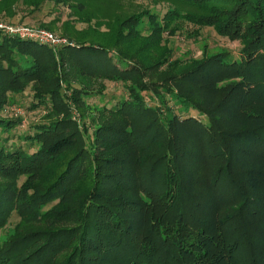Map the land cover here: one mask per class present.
<instances>
[{"label":"trees","instance_id":"obj_1","mask_svg":"<svg viewBox=\"0 0 264 264\" xmlns=\"http://www.w3.org/2000/svg\"><path fill=\"white\" fill-rule=\"evenodd\" d=\"M148 1L23 0L71 11L51 21L71 42L58 55L0 32V129L18 125L2 108L29 87L46 111L25 148L0 135V228L19 218L0 264H237L239 251L264 264V0ZM184 22L239 42L240 60L174 58L163 36ZM101 79L127 95L90 129Z\"/></svg>","mask_w":264,"mask_h":264},{"label":"rangeland","instance_id":"obj_2","mask_svg":"<svg viewBox=\"0 0 264 264\" xmlns=\"http://www.w3.org/2000/svg\"><path fill=\"white\" fill-rule=\"evenodd\" d=\"M136 3L149 4V1L137 0ZM15 8L16 11L14 16L8 17L4 14H1L0 20L7 24H12L13 26L26 25V27L45 29L69 40V38L64 35L62 22L57 23L54 27L51 26V21L55 18L61 17L62 21L67 20L71 11L66 7L56 5L53 2H48L42 7L39 12L34 13L31 11V9L26 8V6L24 7L23 0H18L17 6ZM153 10L154 12L160 14V16H163V14L166 12V6L161 5L153 8ZM143 22L144 23L141 25V28L145 27L146 30H149V22L146 19L143 20ZM177 26L179 27V31L175 35L170 36L168 34H165L163 36V42L166 43V46L174 50V58L180 57L183 60L189 58L201 59L205 55H211L222 50H227L231 53L230 57L232 59L240 60V50L242 46L239 44V42H233L225 37H222L212 27H199L187 22L180 23ZM76 27L78 29H81L85 28L86 25H83L81 23L77 24ZM145 34H148V31H146ZM51 48L53 49L55 54L58 55L60 47L58 46ZM73 87L79 89L82 86H80L78 83H74ZM66 92L69 96H71L70 91L67 90ZM124 94L127 95L124 92V88L121 83H115L102 79L95 81V83L91 85L90 89H88V96H86V101L91 107V109H88V111L86 112L84 118L86 119V125L89 126L90 129L95 128V126L99 125V123H101L103 119L100 122V112L98 110L104 106H106L107 108L112 107ZM10 96H12V94H10ZM14 97L16 99V104L5 105L2 108L3 110L1 112V115L3 118L19 120V123L18 125H15V127H13L12 131H10L9 133H5V130H3L1 127L0 135L3 140L5 137H8L9 140L13 141V143H11L14 144V147L17 146L25 148L26 144L24 143L23 138L26 134H30V132H32V128L35 124L42 121L46 111L43 108L37 110L31 108L33 104V97L30 87L27 88L22 95H14ZM147 97L149 98L150 94H148ZM169 100V103L171 105H174V109L176 112H178L179 114L186 112V110L184 109L185 106L181 105L173 95L169 97ZM156 102L158 101L154 100L153 98V101L151 100L150 104H158ZM192 113L196 115L195 112ZM73 116L74 119L79 123V125L82 126V123L85 120H82L81 114L78 110H73ZM92 118H94L96 121L92 122ZM201 118L205 123L208 122L205 117ZM11 143L9 141L8 147L9 145H11ZM23 181L24 178L21 179V183ZM18 221L19 218L14 216L12 220H10L9 225L6 228H0V248L3 247L5 242L11 240L14 232L16 231L12 227H14V225L18 223ZM236 236L237 234L235 235V237ZM244 257L245 253L239 251L238 255H236L235 257V259H238L237 264H242V261L247 262V260H245L246 258Z\"/></svg>","mask_w":264,"mask_h":264},{"label":"built area","instance_id":"obj_3","mask_svg":"<svg viewBox=\"0 0 264 264\" xmlns=\"http://www.w3.org/2000/svg\"><path fill=\"white\" fill-rule=\"evenodd\" d=\"M0 32L9 37L18 38L25 41L38 42L50 47H61L68 45L69 40L58 36L57 34L41 29L25 26H13L0 20Z\"/></svg>","mask_w":264,"mask_h":264}]
</instances>
